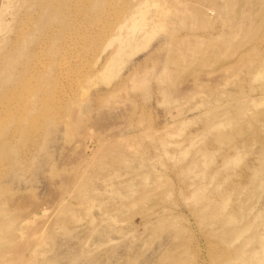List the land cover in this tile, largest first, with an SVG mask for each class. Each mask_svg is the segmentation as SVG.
Listing matches in <instances>:
<instances>
[{
    "label": "rangeland",
    "instance_id": "1",
    "mask_svg": "<svg viewBox=\"0 0 264 264\" xmlns=\"http://www.w3.org/2000/svg\"><path fill=\"white\" fill-rule=\"evenodd\" d=\"M0 264H264V0H0Z\"/></svg>",
    "mask_w": 264,
    "mask_h": 264
},
{
    "label": "bare ground",
    "instance_id": "2",
    "mask_svg": "<svg viewBox=\"0 0 264 264\" xmlns=\"http://www.w3.org/2000/svg\"><path fill=\"white\" fill-rule=\"evenodd\" d=\"M139 48H137L136 50H138ZM136 50H134V51H136Z\"/></svg>",
    "mask_w": 264,
    "mask_h": 264
}]
</instances>
